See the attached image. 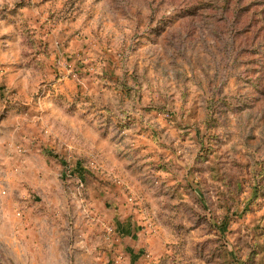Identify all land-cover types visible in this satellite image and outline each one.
<instances>
[{"label": "rangeland", "instance_id": "1", "mask_svg": "<svg viewBox=\"0 0 264 264\" xmlns=\"http://www.w3.org/2000/svg\"><path fill=\"white\" fill-rule=\"evenodd\" d=\"M0 264H264V0H0Z\"/></svg>", "mask_w": 264, "mask_h": 264}]
</instances>
